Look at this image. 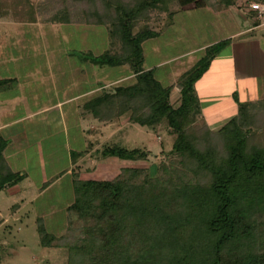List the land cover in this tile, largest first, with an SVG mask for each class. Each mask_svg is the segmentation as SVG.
<instances>
[{
    "label": "trees",
    "instance_id": "1",
    "mask_svg": "<svg viewBox=\"0 0 264 264\" xmlns=\"http://www.w3.org/2000/svg\"><path fill=\"white\" fill-rule=\"evenodd\" d=\"M167 3L201 6L203 0H138L132 6L120 2L113 7L109 24H86L105 27L108 49L98 57L88 54L81 59L99 66L127 65L135 82L103 91L84 105L83 118L97 121L99 129L90 132L84 148L71 151L70 157L75 169L77 162L88 156L98 162L109 157L146 161L149 150L127 143L122 133L100 143L101 126L114 125L129 112V121L141 127L166 124L175 136L172 153L193 160L210 182L200 186L180 179L175 183L159 178V169L157 176L150 169L142 181L135 182L144 172L136 168H122L111 181L81 180L73 169L74 198L66 210L85 225L80 236L62 245L69 252L68 264H264V251L258 253L252 245L256 231L253 217L264 210V145L248 150L250 131L246 128L252 110L264 108V100L239 102L233 95L237 114L216 130L225 156H216L213 149L199 151L186 132L201 118L194 85L228 41L206 48L198 62L178 79L180 95L174 107L171 88H164L154 72L144 71L142 66V43L157 37L161 26L156 31L148 26L134 30L142 13ZM49 22L72 24L66 11L55 14ZM7 82L13 80H2L0 85ZM202 121V130L212 131ZM6 145L0 136V191L24 179V174L13 172L7 164ZM88 221H93L92 225L85 223ZM38 233L41 246H56L58 238L45 227ZM162 254L167 257L161 259Z\"/></svg>",
    "mask_w": 264,
    "mask_h": 264
},
{
    "label": "rangeland",
    "instance_id": "2",
    "mask_svg": "<svg viewBox=\"0 0 264 264\" xmlns=\"http://www.w3.org/2000/svg\"><path fill=\"white\" fill-rule=\"evenodd\" d=\"M120 2L132 6L138 0H0V81L15 77V67L19 72L21 69H18V66L24 63L25 59L31 62L32 56V63L37 62V66L44 68L42 65L45 59L41 49L44 46V38L48 39V36H41L37 27L32 24L40 25L42 28L56 24L50 23L49 19L62 11L68 13L71 25L79 22V25L95 24V22L109 24L112 21L113 7ZM169 6L167 3L164 7L159 6L145 14L142 13L136 22L135 32L144 26L154 31L159 29L163 21L162 17ZM30 12L32 19H29ZM61 28L62 26L58 25L49 28L53 34V42L59 47L61 43L67 42V39L58 33L57 29ZM74 55L79 61L86 56L83 53L79 56L80 52ZM76 58L70 56L67 59L72 63L74 76H77L75 73L80 68L89 65L79 63ZM25 72L24 69L19 72L18 78L22 79ZM6 80L11 81V79ZM162 84L166 85V82L163 81ZM9 88L13 91H8ZM6 90L8 91L6 95L8 93L22 95L20 86L13 82H7V86L0 85V93ZM44 92L42 91V94L47 95L48 99L49 95H53V92ZM228 96L217 95L213 100L211 95H198L199 102L204 108V119L209 122V127L212 129L210 132L202 130L204 123L200 117L194 125L187 127L186 132L199 151L213 149L216 156H225L222 137L217 135L216 130L236 114L235 104ZM171 103L176 106L175 97H172ZM22 107L24 108L25 105ZM212 113H217L216 117L213 116L214 119H211ZM20 117L22 116L16 118ZM43 120H46V123ZM74 124L72 118L59 121L57 117L48 114L25 120L12 126L11 131L8 132L12 144L8 148L7 141L4 153L7 164L13 172L21 171L20 173L23 172L26 177L24 175V179L14 187L0 191V264H68L69 252L62 245L80 236L85 225L74 213H68L66 210L74 198L72 175H62L69 166L70 152L80 150L84 146L83 141L76 137ZM246 128L250 131L247 149L263 147L264 108L252 110ZM65 129L68 132H65ZM127 140L130 144L145 146L150 152L146 161L124 164L126 168L144 171L135 182L142 181L144 174L150 169L154 176H157L159 169V178H168L175 183L180 179L200 186L208 185L210 182L206 175L197 170L193 160L172 153L175 136L166 124L161 123L153 128L134 126L128 133ZM87 159L84 164L77 165L78 168H73L79 177L82 173L84 177L111 181L110 179L115 176V171H112L108 165H99L98 161H94L89 156ZM73 171L71 170V174ZM90 173L93 174L87 176ZM44 181L49 182L47 185L49 188L40 192ZM16 190L21 192L15 193ZM253 222L256 231L252 245L259 253L264 251V210L253 217ZM85 223L92 225L93 221ZM40 227H45L48 233L58 238L56 246H41L38 233ZM166 257V254H162L161 259Z\"/></svg>",
    "mask_w": 264,
    "mask_h": 264
},
{
    "label": "crops",
    "instance_id": "3",
    "mask_svg": "<svg viewBox=\"0 0 264 264\" xmlns=\"http://www.w3.org/2000/svg\"><path fill=\"white\" fill-rule=\"evenodd\" d=\"M246 2L247 0H203L201 6L190 3L183 7L172 3L168 10L170 12H165L162 17L159 35L142 43L143 70H152L154 77L164 88H171V100L175 97V101H178V79L198 62L206 48L228 41L225 48L216 54L208 70L195 83L197 98L198 95H211L214 100L217 95H229L228 98L235 104L236 114L237 105L233 95H237L239 102L264 100V19L257 20L255 13L247 8ZM32 25L37 27L41 36H48V39L44 38V46L41 49L45 59L42 65L44 68L37 66V62L32 63V56L31 62L25 59L24 63L18 66V69H21L19 72L23 69L26 71L22 79L18 78L16 67L15 77L4 78L11 79L20 86L22 95H6L8 91H13L10 88L8 91H1L0 136L9 142V148L12 138L8 132L12 126L50 114L59 121L72 118L76 137L82 140L85 146L86 137L90 132L98 131L99 123L90 118H83L84 105L100 96L103 91L119 85H132L135 75L127 65L99 66L82 59L79 61L75 57L74 54L79 52V56L83 53L98 57L108 49V34L101 26L49 24L42 28L37 24ZM54 25L62 26L57 29L58 33L67 39L60 47L53 42V34L49 29ZM70 56H74L79 63L89 64L80 68L75 73L77 76H74L72 63L67 60ZM163 81L166 85L162 84ZM42 91L53 92V95H49L48 99ZM25 93L28 95H23ZM200 108L201 118L209 127V122L204 119V108L201 104ZM129 115V112L123 114L114 125L101 126L103 134L100 136V143L106 142L117 133H122L125 141L129 143L128 133L134 126H139L129 121ZM216 115L217 113H212L211 119ZM17 116L22 117L16 118ZM43 122L46 123V120ZM65 132L68 130L65 129ZM86 160L87 157L82 158L76 165L84 164ZM6 162L8 163L7 159ZM130 162L132 161L109 157L97 164L108 165L115 171L116 177L122 168H126L124 164ZM73 168L69 154V166L62 175H71ZM96 174L97 171L93 176ZM80 179L99 180L84 177L82 173ZM47 182H42L40 192L49 188H44Z\"/></svg>",
    "mask_w": 264,
    "mask_h": 264
},
{
    "label": "built area",
    "instance_id": "4",
    "mask_svg": "<svg viewBox=\"0 0 264 264\" xmlns=\"http://www.w3.org/2000/svg\"><path fill=\"white\" fill-rule=\"evenodd\" d=\"M246 6L255 13L257 20L264 19V0H247Z\"/></svg>",
    "mask_w": 264,
    "mask_h": 264
}]
</instances>
